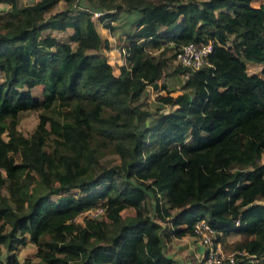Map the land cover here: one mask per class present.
<instances>
[{"label":"trees","instance_id":"16d2710c","mask_svg":"<svg viewBox=\"0 0 264 264\" xmlns=\"http://www.w3.org/2000/svg\"><path fill=\"white\" fill-rule=\"evenodd\" d=\"M0 1V264H173L163 238L201 218L221 243L239 235L224 248L264 264V3L120 0L137 17L115 74L88 49L108 44L92 12L115 20L117 0L78 11H54L73 0ZM66 29V41L43 33ZM189 42L211 45L209 64L177 63L182 90L160 96L169 110L145 125L143 93L165 88L166 59L151 49L175 57ZM27 110L39 111L29 136L17 129ZM106 153L119 162L101 165ZM99 205L102 217L77 220ZM27 240L40 262L14 252Z\"/></svg>","mask_w":264,"mask_h":264},{"label":"rangeland","instance_id":"374dc122","mask_svg":"<svg viewBox=\"0 0 264 264\" xmlns=\"http://www.w3.org/2000/svg\"><path fill=\"white\" fill-rule=\"evenodd\" d=\"M37 0H17V2L20 5L30 4ZM155 0H146L145 3H151ZM117 3L121 4L123 7V10L118 14L117 18L115 20H110L108 18H99L97 16H92V19L94 21L96 30L100 34L102 39H107L108 44L106 47L101 46L99 49H88V52L95 53L99 52L102 54H105L107 57L108 62L112 65L113 71L115 74L119 73L118 66L120 64L126 63V55L124 48L128 44L129 40V34L134 30V21L137 17V11H135L132 7L128 6L127 4L122 3L120 0H117ZM264 3V2H262ZM8 5L4 1H0V9L7 8ZM90 8L86 0H73L71 4H66L63 1H60L56 7L54 8V11L62 10V9H69L70 11H78L80 9H86ZM110 25L109 27H105L106 23ZM72 29H66L63 31H55V30H45L43 33H49L55 36L57 39L61 41H66L69 39V35L71 34ZM235 36L231 37L228 42L229 44H232L235 42ZM74 46V43H72ZM153 53L160 56L161 58L166 59V67L164 70V75L162 78L158 80L159 84L163 83L165 84L164 89H153L151 87H147L146 91L143 93L141 99L139 102L143 103L142 108H146L150 115L148 119L145 121V125L151 124V120L155 117H158L160 114L165 113L169 110L168 106L162 105V103L159 101V97L162 95H165L167 91H170L171 95H175L177 93H180L182 90V84L185 79V75L179 73L176 70V67L178 66L177 62L175 61L174 57V51L175 49L170 46H164L161 49L155 50L151 49ZM247 71L248 73H260V64L259 63H247ZM2 81V77L0 76V82ZM41 87H38V90H40ZM37 92V90H35ZM39 121V111L36 110H27L21 112L19 116V121L17 124V129L25 136H29L31 132L35 129L37 123ZM3 136H5V133H3ZM261 161L264 162V154L261 156ZM119 157L116 154L112 153H106L104 154L101 159L100 163L103 166H107L111 163H118ZM74 193L79 196L81 195V192L77 189L74 190ZM53 199L56 197L53 196ZM148 202H152V198H148ZM132 209H125L122 212L123 216L132 214ZM101 215L100 217H102ZM84 215H81L77 218L78 221H82V218ZM164 226V224H163ZM228 241L222 242V246L224 250H229L228 248H224V244H227ZM36 246L27 240V242L23 245H20L17 249H15V253L17 257L20 260H23L25 258H30L32 261L40 262V259L35 256ZM200 260V257H199ZM196 264H200V262H197V259L195 260Z\"/></svg>","mask_w":264,"mask_h":264},{"label":"built area","instance_id":"2783aa9c","mask_svg":"<svg viewBox=\"0 0 264 264\" xmlns=\"http://www.w3.org/2000/svg\"><path fill=\"white\" fill-rule=\"evenodd\" d=\"M102 14L103 11L100 10L92 12V16L99 17ZM210 50V44L189 42L176 52L175 61L183 67L192 70L197 69L209 64L207 57ZM104 213L105 206L99 205L85 211L81 215L99 218ZM191 230V235L202 247L200 264H252L256 261L255 255L249 254L245 250H224L220 240L223 231L211 226L205 218L196 220Z\"/></svg>","mask_w":264,"mask_h":264},{"label":"crops","instance_id":"0c3cea01","mask_svg":"<svg viewBox=\"0 0 264 264\" xmlns=\"http://www.w3.org/2000/svg\"><path fill=\"white\" fill-rule=\"evenodd\" d=\"M262 2L264 0H253L252 4L258 6ZM225 238L231 242L238 239L239 235L229 234ZM163 248L165 254L173 259V264H196L195 260L199 261L202 251V247L190 233L181 237L163 238Z\"/></svg>","mask_w":264,"mask_h":264}]
</instances>
